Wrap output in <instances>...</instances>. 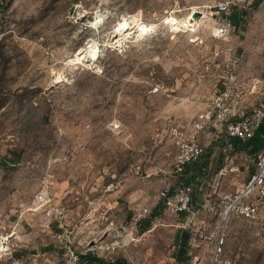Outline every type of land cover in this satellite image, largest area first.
<instances>
[{
  "label": "rangeland",
  "instance_id": "rangeland-1",
  "mask_svg": "<svg viewBox=\"0 0 264 264\" xmlns=\"http://www.w3.org/2000/svg\"><path fill=\"white\" fill-rule=\"evenodd\" d=\"M219 1L0 0V264L15 251L20 264H52L99 238L120 241L109 254L119 264H213L217 251L264 264V212L221 219L232 173L190 182V211L151 213L175 182L170 124L214 123L210 103L230 70L242 92L264 78V0L224 36ZM254 141L234 158L248 172L264 153ZM44 187L65 206L61 219L37 201Z\"/></svg>",
  "mask_w": 264,
  "mask_h": 264
},
{
  "label": "built area",
  "instance_id": "built-area-1",
  "mask_svg": "<svg viewBox=\"0 0 264 264\" xmlns=\"http://www.w3.org/2000/svg\"><path fill=\"white\" fill-rule=\"evenodd\" d=\"M251 2L252 0L219 1L215 6L217 12L221 15V21L216 26L215 35L224 36L229 34L235 26V13L246 12ZM252 93L264 95V78L253 77L249 89L242 92L239 90L238 74L234 70H230L225 75L222 88L211 100V112L215 114L217 121L224 123L226 132L232 139L251 140L264 120V105L256 106L249 112L236 116L240 106ZM208 118L193 121L189 128L176 122L170 124L169 133L173 137L176 147V157L172 169L173 175L183 176L190 164L203 155L205 146L201 143L200 137L209 124ZM241 170V166L236 163L227 164L220 169L221 175L227 173L234 175L233 188L221 194L220 216L225 224L233 215L256 219L264 212V153L258 155L256 166L248 175L241 176ZM114 186V182L109 184L110 188ZM35 195L39 203L48 205V207H45L47 214L55 215L59 219L66 214L65 206L62 203L52 201L53 198L50 196L47 187L42 188ZM156 198L158 204L153 210L161 208L170 213H184L191 209L193 186L186 180L177 185L166 182L159 189ZM150 210L149 205L137 210L134 215V223L139 226ZM62 236L63 233L59 234L60 238ZM221 242H223V233L219 245H221ZM120 246L121 243L118 239L99 238L90 241L88 246L85 247L86 250L106 253L114 252ZM83 253L81 249L69 245L66 257L52 264H80ZM218 255L219 252L217 251L213 264H230V260L219 259ZM21 262L22 258L18 256L13 259V264H20ZM43 264L47 263L43 262Z\"/></svg>",
  "mask_w": 264,
  "mask_h": 264
},
{
  "label": "crops",
  "instance_id": "crops-1",
  "mask_svg": "<svg viewBox=\"0 0 264 264\" xmlns=\"http://www.w3.org/2000/svg\"><path fill=\"white\" fill-rule=\"evenodd\" d=\"M217 13L220 14L219 12ZM219 21H221V17ZM260 105H264V95L261 93H252L248 96L247 100L244 101L243 104L240 106L236 116L237 117L241 116L252 110L254 107ZM214 121H215L214 123H209V125H207V127L201 134L200 140L201 143L205 146V151L201 156V158L190 164V166L188 167L187 171L184 173L183 176L181 175V177L180 176L178 177L171 173L172 178H174L175 180L174 182L175 185L180 184V182L183 180H186L189 182L196 183L197 185H199V188H201L200 186L201 181L202 180L204 181L206 177H212L213 174L216 175L217 178H219L221 181H223L227 178L228 173L225 175H221L220 169L227 164L236 163L234 158L238 155L245 154L248 156L246 152L247 153L250 152L251 148L247 147L246 149V147H244V143L246 141H240L230 138L226 132L224 123L217 121L216 118H214ZM207 128L208 129L211 128L210 130L211 135L209 138L205 139ZM254 137L256 140L254 142L262 141V143L264 144V120L260 125V127L258 128V130L256 131ZM255 146L254 147L252 146V149L255 148ZM241 168L242 170L240 172V175L241 176L248 175L250 171L249 172L246 171L243 166H241ZM230 183L233 188V178L231 179ZM199 188H194L193 201L197 198L196 194ZM232 188L225 189L223 190V192L230 190ZM179 246H180L179 253L181 254V256L185 255L184 256L185 258L188 257V255L186 254L188 250L185 248L184 244L181 245L179 244ZM81 250L84 252L82 255L81 264H117V263L119 264L120 261L113 259L112 256L109 255L112 252H106V253L95 252L91 250H86L85 246L81 247ZM17 254L18 253H16L15 251L14 255L20 256Z\"/></svg>",
  "mask_w": 264,
  "mask_h": 264
},
{
  "label": "trees",
  "instance_id": "trees-1",
  "mask_svg": "<svg viewBox=\"0 0 264 264\" xmlns=\"http://www.w3.org/2000/svg\"><path fill=\"white\" fill-rule=\"evenodd\" d=\"M246 13H247V11L246 12H237V13H235V15H234L235 24L239 25L241 22H243L244 21L243 18L246 15ZM161 212H162V209L158 208L156 210H153L152 214L153 215H160ZM148 222H149V219L145 218V219H143L140 222L139 226L142 225L143 223L144 224H148ZM81 261H82V257H81ZM81 261H80V264H81Z\"/></svg>",
  "mask_w": 264,
  "mask_h": 264
},
{
  "label": "bare ground",
  "instance_id": "bare-ground-1",
  "mask_svg": "<svg viewBox=\"0 0 264 264\" xmlns=\"http://www.w3.org/2000/svg\"><path fill=\"white\" fill-rule=\"evenodd\" d=\"M191 15V14H190ZM191 18H195V16L192 14L191 16H190ZM189 17V18H190ZM102 18H100V20H101ZM100 20H98V21H100ZM97 21V22H98ZM174 22H175V24H176V20H173ZM126 24V22H124L123 23V25L121 26V28H123L124 27V25ZM147 29V27H146V25H143L142 27H140L139 28V32H142V31H144V30H146ZM88 50V49H87ZM88 54V53H87ZM82 55V54H81ZM79 56V55H78ZM94 57V56H93ZM79 58V57H78ZM5 246H3V248H4Z\"/></svg>",
  "mask_w": 264,
  "mask_h": 264
},
{
  "label": "water",
  "instance_id": "water-1",
  "mask_svg": "<svg viewBox=\"0 0 264 264\" xmlns=\"http://www.w3.org/2000/svg\"><path fill=\"white\" fill-rule=\"evenodd\" d=\"M74 10H75V6H72V7H71V12L74 11ZM201 14H202V11H201V10H197V11L194 12L193 15H194L195 17H199Z\"/></svg>",
  "mask_w": 264,
  "mask_h": 264
}]
</instances>
